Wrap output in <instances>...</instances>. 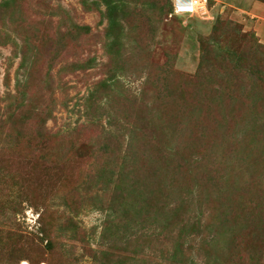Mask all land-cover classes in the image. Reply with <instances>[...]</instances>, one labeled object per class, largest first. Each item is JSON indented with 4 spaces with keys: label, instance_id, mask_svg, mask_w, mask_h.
I'll return each instance as SVG.
<instances>
[{
    "label": "rangeland",
    "instance_id": "1",
    "mask_svg": "<svg viewBox=\"0 0 264 264\" xmlns=\"http://www.w3.org/2000/svg\"><path fill=\"white\" fill-rule=\"evenodd\" d=\"M122 1L111 12L117 21L108 29L109 15L100 0L97 8L89 10L81 0H0V34L7 27V31L16 30L11 33L16 40L25 25H37L48 34L70 23L90 29L80 38V46H68L53 72L63 62L86 60L89 66L62 71L63 86L55 91L54 100L37 83L45 71L44 55L31 78L30 102L23 112L35 121L49 110L46 127L56 135L58 148L41 161L37 155L44 149L31 151L36 138L32 130L8 141L14 130L0 125V138L5 136L8 142L7 150L0 148V260L10 264H39L41 260L43 264H230L227 251L221 250L223 238L214 244L211 241L213 229L190 230L192 223L206 225L203 222L209 214L216 216L213 225L217 226L222 220L217 215L221 203L228 201L235 205L233 219L239 227L228 247L241 239L244 255L249 250L252 258L241 255L236 264L243 260L245 264H264V36L255 27L257 17L240 10L255 4L264 8V2L211 0L204 16L190 17L169 14L171 0ZM201 24L206 28L198 26ZM234 24L247 37L231 29ZM213 33V40L207 42ZM201 41L210 72L196 79L204 88L207 117L220 114L219 121L227 122L228 127L219 130L227 128L228 132L213 135L189 122L180 139V154H189L206 166L193 177L178 175L177 187L170 194L167 184L162 188V182L157 183L163 166L159 157L157 163H141L129 185L109 183L103 188L106 172L101 170L103 160L97 149L107 138L99 137L109 123L118 126L128 121L133 126L145 117L155 118L157 126L147 125L136 138L140 162L144 161L139 154L160 152L167 157L174 149L168 131L158 126L169 119V112L180 110L177 104L190 103L197 96L198 91L190 89L195 81L188 77L198 71ZM11 49L0 45V97L13 93L16 79L21 77L15 72L18 59L7 60ZM233 64L242 68L237 70ZM166 68L171 69L170 74ZM4 101L0 98V120L10 113ZM253 122V136L241 137L238 132L244 134ZM248 160L255 161V167L249 166L245 172ZM166 175L169 177V171ZM121 177L125 179V172ZM208 178L224 193L220 191L216 197L214 190L212 199L203 192L197 195L193 183L203 185ZM139 182L148 192L137 190ZM118 192L130 196L128 214L110 206ZM168 221L174 227L162 229ZM71 224L75 226L72 231ZM41 225L51 233L50 247L36 237ZM22 257L27 259L20 262Z\"/></svg>",
    "mask_w": 264,
    "mask_h": 264
},
{
    "label": "trees",
    "instance_id": "2",
    "mask_svg": "<svg viewBox=\"0 0 264 264\" xmlns=\"http://www.w3.org/2000/svg\"><path fill=\"white\" fill-rule=\"evenodd\" d=\"M98 1L99 0H92L91 2H87V0H81L84 7H86V9L88 10L97 8L99 6ZM100 1H103L105 3L106 10L109 15L108 16V29H109L117 21V18L113 16L111 12L113 10H116V8H118L119 5H121L124 2L122 0H100ZM260 1L264 2V0H260ZM210 3H211V0H208L207 7H208V4ZM168 13L173 15L172 0L170 2ZM9 18L11 19L12 17L9 15ZM235 25L236 24H234L233 26H230V28L231 29L233 28V30L237 29L238 34H240L242 29L240 27L235 28ZM63 26H64L62 28L63 30H61V28L59 27L60 30H57V32L48 34L44 32L45 30L40 31L39 30L40 28L37 27V25L35 26L25 25L23 29L24 31L20 32L19 36H17L19 39L17 40L16 38L11 36V33L16 34V30L8 29V31L10 30L8 33L7 31L8 27L6 28V30L4 31L2 35L0 34V37L3 38L2 40H0V45L5 44V45H9L12 47L11 53L9 57L7 58V60H13V58H17L18 64L16 66L15 72L21 73V77H18L16 79V82L14 84L13 93L10 92L6 94L5 96L2 95L0 97V98L5 99L4 102L6 106L9 107L8 111L10 112L6 119L0 120V125L6 126L11 131L14 130V134L12 136H8V138H10L8 141L18 140L21 138V132H24L25 130L27 131L32 130V133H34L36 138H35V143L33 144L34 145L32 148L33 150L31 151H34L38 147H42L40 150H36V151H43L42 149H44L42 153L37 155L38 159L41 161L46 160L45 155L50 154L52 150L54 148H58L60 144L57 142V138L55 140L56 135L51 133L46 127L47 118L50 117L49 110L44 111L43 115L35 121L33 117L29 119V116H26L23 112L24 106L25 107L28 106L29 105L28 102H30L29 96H31L30 94V90L32 87L31 82L33 81L31 78L34 73L35 67L39 65L40 61L43 59L42 55H44L45 56V61H44L45 71H44L42 78H40L37 81V83L40 84L39 88L47 89V91L50 92L49 94L51 95V99L54 100L53 95L55 91L60 90L63 86V85L61 86V82L59 79V75L62 71L74 72L77 69H84L85 67L89 66L88 65L89 61H86V60H83V61L76 60V61L69 62V63L63 62L61 63L60 66H58V70L56 71V73L53 72L55 65L59 63L60 59H62V54L64 53V51H67L66 49H68V46L70 44L71 45L74 44V46H80L81 45V42H79L80 38L85 37L86 34H88L90 31L87 25H79V24L70 23V24H65ZM247 35H248L247 33H244V34H240L239 36H241L242 38H245L247 37ZM59 38L60 39L62 38L63 42L59 41ZM213 38H214V33L210 38H207V42L212 41ZM199 43H200L203 54H201L198 71L196 74L189 75L188 77L190 78V80L195 81L194 84L196 85L190 89L197 90L199 95L197 94V96L194 97V100L190 101V103L183 104L185 105L184 106L185 108L183 107L182 104H177L178 105L177 107L180 110H178L176 113L169 112L170 113L169 119L164 121V123H162L161 121L162 124L158 126L160 129L162 126L163 132L168 131V134L170 135L169 144L171 143V141L174 142V149L171 150L170 152H167V155H168L167 157L163 156L160 152H157L154 156L151 154H139V157H141L144 161V162H140L139 159H137V154H136V144H135L136 138L137 136H139V134L141 135L144 134V130L145 128H147V125H150V127H153V128L155 127L156 125L155 118H153L152 115L149 116L148 119L147 117H145V119L143 120V122H141V124L135 122L133 123V126H130L131 123H129L128 121L119 122L117 123L118 126H114L113 124L109 123V126H107L106 129L102 131L101 136L99 137V138H103L104 135H106L107 138H105L106 139L104 140L105 142L102 143V147L97 149L100 157L103 160V165H102L101 170H104L106 172V175L104 174L106 177L101 181L103 188L108 187L109 183L110 184L113 183L114 185H120V184L129 185L130 184L129 182L132 179V174H133V177L135 178L134 174H136L137 169L141 168V163H145L149 165L151 163H157L156 160L159 157V159H162L163 166L161 168V171H160L161 175L159 174L160 177L157 183L162 182V184H160L162 185L160 186L162 188H164L163 185L167 184L166 185L168 187L167 190L169 191V194H170L171 188L177 187L176 180H179L178 175L182 176L183 174H186L188 176L193 177L194 173H196L201 167L206 166L205 162L191 159V156L189 154L187 157H182L180 154V150H181L180 143L182 142L180 141V139H181L183 132L186 131L188 127H190L189 122H193L194 123L193 125L197 126L201 131L205 130V132H208L213 135L214 134L216 135V133L217 134L218 133L227 134L228 132L227 128H225L222 131L219 130L221 126L222 128L226 126L228 127L227 122L219 121L221 117L220 114L214 115L213 113L212 117H207L208 106H206L207 104L206 100L203 98L202 93H201L202 89L204 88L203 86H201V84L197 82V79L200 77H204V73L205 72L208 73L210 72V70H208V64L206 62L207 58L205 54L204 43L202 41ZM259 46L263 48V46L261 45ZM233 66L237 70L238 68H242L239 65L233 64ZM170 70L171 69L166 68L167 74H170ZM250 72L252 74H255V72H253L252 70ZM207 82L212 84L213 80H209ZM157 104L159 103L157 102L156 105ZM219 105H222V104H219ZM221 107L222 106L219 107V110H221ZM205 109L206 111H204ZM138 110L139 109H137V111ZM203 111L205 113L201 115ZM255 126H256V123L253 122L250 128L249 126L246 128L247 131L250 130L249 134H246L247 131L243 134L242 130H240L238 133L240 134L241 137H245V138L251 137L253 136L252 133L254 132L253 128ZM175 136L176 138L174 139ZM4 137L5 136H3V138H0V148L3 147V150H7L8 142L5 141ZM176 139L179 141L177 142ZM241 140H243V138ZM241 140L237 141V144L240 143ZM111 142H113V146L112 144H110ZM148 143H149V140H148ZM122 146H124V148H122ZM250 160H248V164H249L248 167L246 166L244 168L245 172L247 171V168H249V166H251V168L255 167L254 166L255 161H250ZM168 171H169V177H166L167 176L166 174ZM122 172H125V175H126L124 180L121 177ZM237 173L239 172L237 171ZM148 178L149 177H145V179L147 180L149 184ZM167 178L169 179L168 182L166 181ZM211 179L212 178H208L206 183L203 185L198 184V182L193 183L196 185L197 195L200 196L201 193L203 192V195H205L206 198L207 197L211 198L210 196L213 195V191L216 190L215 195L216 197H218L217 195L218 193H220L222 188L220 186L221 189L219 190V188L212 185L213 183L211 182ZM1 180L2 179L0 177V181ZM153 184L155 183L153 182ZM140 185L141 183L139 182L137 185V190H139L141 193L148 192L147 190H149V188L146 190H143L142 188L139 187ZM119 192L116 194V197H113L110 200L111 201L109 202L111 203L110 206L111 207L113 205L117 206L114 208L115 210L121 209V211H124V213L128 214L129 210H127L126 208L131 203V201L129 200L130 196L128 194H122ZM123 192L125 193L126 191L123 190ZM221 192L224 193V191H221ZM229 195L230 194H227V197H229ZM216 200L219 201V198H217ZM213 201L214 200H212L210 204ZM244 206H245V203H244ZM234 211H235V205L233 206L228 201H224L221 203V208H220L219 213L218 214L216 213L219 217H222L221 222L218 223L217 226L213 225V221L216 216H211L210 214L207 216L208 218L207 221L203 222L206 225H202L200 223H197V224L192 223L190 225L191 231L194 230V231L201 232V231H208L207 229H213L214 234H212V238H211L212 239L211 241L213 242V244L216 243L222 237L223 238L222 241H224V245H222L221 250L227 251V254L229 255L228 258H229L230 264H236L237 258L240 257L241 255H244V249H245L244 247H242L241 239L238 245L233 244V246L228 247L230 243L234 241L236 232L239 229V227L236 225L233 219ZM16 212L18 211H15V213ZM111 213H114V211L112 210ZM143 214L145 213L143 212ZM155 220H157V218H155ZM173 225L174 223L168 221L167 223L162 224L161 228L163 229V228L169 227V229L167 230H170L171 228L174 227ZM191 226L194 227V229H192ZM74 227L75 226L71 224L70 230L71 231L74 230L73 229ZM242 227L243 225L241 226V228ZM40 234L41 236H38ZM1 235L2 234L0 232V237ZM36 235L39 241L41 240L42 242L45 240L46 241L45 245L49 244L48 246L50 247V244L53 238L51 236L50 231L45 226L41 225ZM179 253L181 252L179 251ZM7 254L8 256L12 257L11 250H8ZM173 254L175 255V251ZM244 256L247 257L248 259H252L250 258L249 250L247 254ZM26 259L27 258L22 257L19 259V261L21 262ZM239 259H241V257ZM253 260H256V259L253 258ZM42 262L43 261L41 260L39 264H43ZM242 263L245 264L246 262L243 260ZM0 264H10V263L5 260H0Z\"/></svg>",
    "mask_w": 264,
    "mask_h": 264
},
{
    "label": "built area",
    "instance_id": "3",
    "mask_svg": "<svg viewBox=\"0 0 264 264\" xmlns=\"http://www.w3.org/2000/svg\"><path fill=\"white\" fill-rule=\"evenodd\" d=\"M208 0H172L173 14H196L204 16L207 11Z\"/></svg>",
    "mask_w": 264,
    "mask_h": 264
},
{
    "label": "crops",
    "instance_id": "4",
    "mask_svg": "<svg viewBox=\"0 0 264 264\" xmlns=\"http://www.w3.org/2000/svg\"><path fill=\"white\" fill-rule=\"evenodd\" d=\"M249 3H250V1H249ZM247 6L242 7V8H245L246 10L240 9V7H239V9L241 10L242 13L249 14L252 18L257 17V20H255V27H257L256 29H257L258 33L261 34L262 36H264V8H263V6H261L260 4H255L252 8L247 7ZM255 7H257L258 9H255ZM251 10H254V11L251 13L250 12ZM196 15H198V14H196ZM196 15H194V16H196ZM194 16H190V17H194ZM204 25L205 24H201L198 26L199 27H201V26L205 27L206 25L205 26Z\"/></svg>",
    "mask_w": 264,
    "mask_h": 264
}]
</instances>
